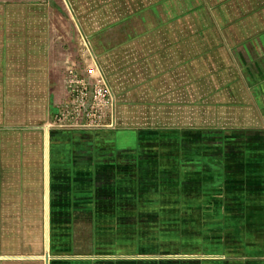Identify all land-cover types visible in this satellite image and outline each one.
<instances>
[{
	"label": "crops",
	"instance_id": "crops-1",
	"mask_svg": "<svg viewBox=\"0 0 264 264\" xmlns=\"http://www.w3.org/2000/svg\"><path fill=\"white\" fill-rule=\"evenodd\" d=\"M178 1L168 17L161 4L143 2L136 13L129 2L111 4L116 14L84 43L49 0H0V264H45V255L56 264L49 252L60 247L65 219L95 216L102 166L146 139L218 131L210 123L228 118L226 89L237 90L227 101L237 120L262 130L256 149L264 151V0ZM179 6L205 16L179 17ZM230 72L237 81L227 84ZM71 73L107 85L114 127L75 128L63 118ZM119 132L134 146H118ZM239 166L255 168L252 160ZM249 192L260 207L256 188Z\"/></svg>",
	"mask_w": 264,
	"mask_h": 264
},
{
	"label": "rangeland",
	"instance_id": "rangeland-1",
	"mask_svg": "<svg viewBox=\"0 0 264 264\" xmlns=\"http://www.w3.org/2000/svg\"><path fill=\"white\" fill-rule=\"evenodd\" d=\"M49 1L65 18L71 37L81 33L85 43V37L105 28L107 19L116 14L114 9L107 10L111 4L129 2L134 13L143 2L161 4L168 17L176 0ZM192 10L179 6V17L205 16ZM206 28V37L211 39L213 28ZM86 45L90 48L87 40ZM225 46L229 56L230 46ZM233 61L226 57L227 65ZM249 62L242 57L243 67ZM235 76L226 73L224 81H237ZM236 91L225 90L226 104L221 108L227 110L228 118L210 123L218 131L195 129L188 139L185 133L177 140L146 139L135 151L117 154L114 165L105 163L95 216L65 219L55 239L60 247L49 252L50 257L59 258L54 263L264 264V151L256 149L263 136H258L262 130L255 134L248 129L251 125L237 120L239 110L235 114V105L227 102L236 97ZM178 124L185 125V121ZM115 140L121 147L134 146L128 133H117ZM170 145L176 153L169 152ZM251 160L252 172L239 169ZM250 179H256L257 186H250ZM254 188L260 207L249 198Z\"/></svg>",
	"mask_w": 264,
	"mask_h": 264
},
{
	"label": "built area",
	"instance_id": "built-area-1",
	"mask_svg": "<svg viewBox=\"0 0 264 264\" xmlns=\"http://www.w3.org/2000/svg\"><path fill=\"white\" fill-rule=\"evenodd\" d=\"M68 104L63 118L75 128L99 129L115 125L114 103L107 85L90 75L68 76Z\"/></svg>",
	"mask_w": 264,
	"mask_h": 264
},
{
	"label": "water",
	"instance_id": "water-1",
	"mask_svg": "<svg viewBox=\"0 0 264 264\" xmlns=\"http://www.w3.org/2000/svg\"><path fill=\"white\" fill-rule=\"evenodd\" d=\"M46 222H47V219H46ZM44 260H45V264H48V256L47 255L44 256Z\"/></svg>",
	"mask_w": 264,
	"mask_h": 264
}]
</instances>
